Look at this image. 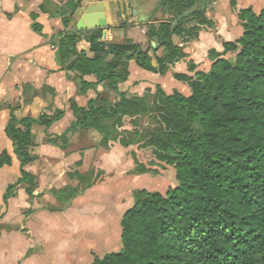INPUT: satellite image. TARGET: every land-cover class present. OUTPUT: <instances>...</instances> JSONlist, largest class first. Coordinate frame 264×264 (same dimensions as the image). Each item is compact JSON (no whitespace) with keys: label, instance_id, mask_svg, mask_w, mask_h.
I'll return each mask as SVG.
<instances>
[{"label":"trees","instance_id":"trees-1","mask_svg":"<svg viewBox=\"0 0 264 264\" xmlns=\"http://www.w3.org/2000/svg\"><path fill=\"white\" fill-rule=\"evenodd\" d=\"M162 1L174 16L149 30L146 45L132 39L102 40V30L96 29L85 36L91 43L89 55L76 48L82 34L67 32L60 39L62 60L76 71L80 91L106 83L117 99L102 102L96 97L84 106L71 99L74 121L66 133L49 141L65 149L69 132L93 130L100 135L98 145L109 148L112 131L130 118L133 129H125L127 135L119 143L151 148L156 161L176 171L177 185L166 193L136 192L121 219V249L96 257L93 264H264V8L239 11L242 35L225 41L223 52H211L214 60L208 71L174 75L188 83L190 95L168 94L158 87L154 93L128 96L118 84L128 79L131 59L146 70L164 73L186 57L174 35L189 41L199 36L202 26H214L205 11L195 7L202 0ZM231 3L235 5V0ZM76 5L71 1L73 9ZM63 17L67 25L68 16ZM192 21L196 23L191 25ZM33 27L41 30L37 22ZM90 74L96 82L84 78ZM63 115L64 110L56 109L38 119L11 116L6 132L22 169L18 181L6 189V206L18 185H25L30 196L37 185L36 176L23 169L35 159L30 152L32 126L50 127ZM142 115L151 116L155 124L146 135L137 121ZM11 163L9 154L0 157L1 166ZM138 167L141 172L156 171L143 163ZM90 175L76 169L70 178L79 184L52 192L67 201L87 188L81 183Z\"/></svg>","mask_w":264,"mask_h":264},{"label":"crops","instance_id":"crops-1","mask_svg":"<svg viewBox=\"0 0 264 264\" xmlns=\"http://www.w3.org/2000/svg\"><path fill=\"white\" fill-rule=\"evenodd\" d=\"M71 1L77 4L74 9ZM195 7L203 9L214 26H202L199 36L189 41L174 35V43L184 48L186 57L170 65L164 73L146 70L131 59L128 79L118 84L120 91L128 96H143L161 87L168 94L178 91L190 95L188 83L174 75L194 76L197 71H208L214 60L211 52H223L225 41H235L242 35L239 11L252 8L259 12L264 8V0H235V5L231 0H202ZM63 15L68 16L67 25L64 24ZM173 16L174 12L165 8L162 0H0V157L7 153L12 160L10 165H0V210L3 208L5 212L0 216L6 218L8 214L9 219L22 209H29L32 215L40 216V220L33 221L34 225L27 232L8 231V264L12 261H16L13 264H46L45 256L54 252L58 242L68 252L66 257L61 254L67 261L71 258L72 250L76 253L78 249L82 251L79 253L80 264H93L96 257L104 255L97 253L93 257L92 252L88 255L80 249L84 244H74L73 241L78 240L77 237L84 240L88 235L89 238L99 237L102 244V239L108 236L107 226L95 230L85 225L77 231L72 228L71 203L92 186L67 201L59 200L52 192L72 185L66 180L61 181L63 175L71 181L74 179L70 178V172L76 169L82 172L78 167L87 169L85 167L96 153L93 144L81 146L77 152L71 153L72 160L70 157L65 159V152L76 144L74 134L79 131L93 133V130L69 132V143L65 149L49 140L66 133L74 121L73 111L69 107L71 99L81 106L96 97L102 102H115L117 93L106 83L88 88L85 92L80 91V78L76 71L67 68L68 62L62 60L60 39L63 34H82L76 48L91 55V43L85 36L93 30H105L106 37L102 35V40L109 42L121 43L125 39H132L146 45L149 30ZM36 22L41 26L40 31L33 27ZM100 22L104 26L89 27V24ZM174 23L173 27L176 26ZM195 23L192 21L191 25ZM152 45L157 46L156 40L152 41ZM162 53L161 48L158 54ZM84 78L89 82L97 80L94 74ZM56 109L64 110V115L50 127L39 123L32 126L34 146L30 152L35 159L23 169L37 178L33 196L26 192L25 185L20 184L6 206V189L9 184L18 181L22 169L14 152V142L6 132L11 116L38 119L43 113L51 114ZM78 162H81L79 166ZM71 165L75 168L72 169ZM40 226L42 232L37 230ZM104 231L107 234L102 236ZM58 235L63 239L58 241ZM2 238L1 231L0 241Z\"/></svg>","mask_w":264,"mask_h":264},{"label":"rangeland","instance_id":"rangeland-1","mask_svg":"<svg viewBox=\"0 0 264 264\" xmlns=\"http://www.w3.org/2000/svg\"><path fill=\"white\" fill-rule=\"evenodd\" d=\"M137 121L139 122V131L142 135H146V132L155 127L151 116H139ZM108 123L111 124L110 121ZM125 129H133L130 118L125 119L123 128L112 131V141L109 148L98 145L100 135L97 132L93 131V133L88 132L86 134L79 131L74 134L77 137L76 144L69 149L67 148L69 151L65 152V159L70 157L72 160V155L70 154L77 152L81 146L93 144L92 148L96 149V153L92 155L89 164L85 167L87 169L78 167L83 173L90 171L91 174L90 179L85 183H81V185L84 184L87 188L92 187L72 201V213H70L72 215L73 231L74 229L76 231L80 230L84 225L86 228L91 226L93 230L101 226L108 227V236L106 239L102 237V244L99 237L89 238L88 235L84 240L78 237V240H73L74 244L76 242L84 244L80 249L82 248L88 255L92 252L93 257L97 253L105 255L107 252L110 253L121 249V219L124 212L133 205L134 197L138 190L147 189L166 193L170 187L177 185L174 167L156 161L151 148H142L139 144L124 147L119 143V139L127 135ZM138 163H143L147 167L156 169V171L141 172ZM71 167L72 169L75 168L74 165H71ZM89 168H91L89 171H85ZM61 178V181L66 180L70 182L69 184H79L76 179L69 181L67 176L64 175ZM3 210V208L0 210V215ZM6 215V218L1 217L0 219L3 234V238L0 241V264H8V231L20 230L27 232L34 225L33 221L40 220V216L32 215L29 209L28 211L27 209L16 211L9 219L8 214ZM37 230L42 232V226ZM50 230H53V228H50ZM61 230L64 231V229ZM69 231L68 229L67 232L69 233ZM106 234L104 231L101 235L105 236ZM60 239L63 238L58 235V241ZM55 245L54 243V248ZM80 252L82 251L79 249L76 253L72 250L71 258L68 259V262L61 255L65 254L66 257L68 252L64 251V248L58 242L54 252L50 256H45L44 262L46 264H74L75 260H77L76 263L80 264ZM58 255H61V257ZM10 263L13 264L16 261Z\"/></svg>","mask_w":264,"mask_h":264},{"label":"water","instance_id":"water-1","mask_svg":"<svg viewBox=\"0 0 264 264\" xmlns=\"http://www.w3.org/2000/svg\"><path fill=\"white\" fill-rule=\"evenodd\" d=\"M94 8V7H93ZM178 23V20H176V22L174 23V25H177ZM99 26H104V23L103 22H100V23H94V24H89V27L91 28H96V27H99ZM103 36L106 37V31L104 30L103 32Z\"/></svg>","mask_w":264,"mask_h":264}]
</instances>
